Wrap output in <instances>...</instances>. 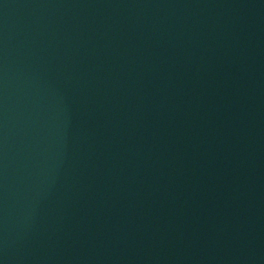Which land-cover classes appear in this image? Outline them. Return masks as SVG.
I'll list each match as a JSON object with an SVG mask.
<instances>
[{
  "label": "water",
  "instance_id": "obj_1",
  "mask_svg": "<svg viewBox=\"0 0 264 264\" xmlns=\"http://www.w3.org/2000/svg\"><path fill=\"white\" fill-rule=\"evenodd\" d=\"M0 264H264V0H0Z\"/></svg>",
  "mask_w": 264,
  "mask_h": 264
}]
</instances>
